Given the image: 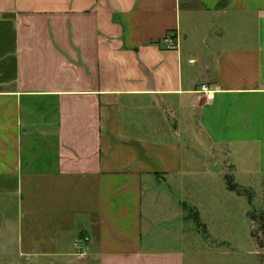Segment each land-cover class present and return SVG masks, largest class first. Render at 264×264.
<instances>
[{"label":"crops","instance_id":"crops-1","mask_svg":"<svg viewBox=\"0 0 264 264\" xmlns=\"http://www.w3.org/2000/svg\"><path fill=\"white\" fill-rule=\"evenodd\" d=\"M226 162L264 173V0H0L4 249L185 264L182 180Z\"/></svg>","mask_w":264,"mask_h":264},{"label":"rangeland","instance_id":"rangeland-1","mask_svg":"<svg viewBox=\"0 0 264 264\" xmlns=\"http://www.w3.org/2000/svg\"><path fill=\"white\" fill-rule=\"evenodd\" d=\"M224 167L225 176L242 186L237 185L242 196L230 189L225 190L223 196H205L206 189L202 183L208 179L200 173L182 180V198L200 206V216L198 209L191 204L187 205L185 211V215H190L185 222V264H264V173L239 172L233 175L232 167L227 162ZM222 177L223 173L219 174L218 179ZM224 180L227 182L226 178ZM2 210L0 207V213ZM16 233L10 235L15 238L14 235L21 234V231ZM12 248L9 251L8 246L6 249L0 246V264H30V259H40V248L34 250V255L17 243ZM92 253L89 252L90 256ZM90 256L84 263H93ZM58 258L63 259L49 257L53 261Z\"/></svg>","mask_w":264,"mask_h":264},{"label":"trees","instance_id":"trees-1","mask_svg":"<svg viewBox=\"0 0 264 264\" xmlns=\"http://www.w3.org/2000/svg\"><path fill=\"white\" fill-rule=\"evenodd\" d=\"M226 180H227L226 184L230 190H233V191L238 192L239 194H242V192L238 190L239 188L236 183H233L232 180H230L228 177H226Z\"/></svg>","mask_w":264,"mask_h":264},{"label":"built area","instance_id":"built-area-1","mask_svg":"<svg viewBox=\"0 0 264 264\" xmlns=\"http://www.w3.org/2000/svg\"><path fill=\"white\" fill-rule=\"evenodd\" d=\"M170 41H171L170 42V47H173L175 45V41L173 39L172 40L170 39Z\"/></svg>","mask_w":264,"mask_h":264}]
</instances>
